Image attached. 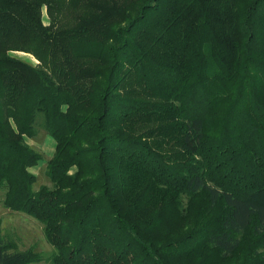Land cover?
<instances>
[{
  "label": "trees",
  "instance_id": "16d2710c",
  "mask_svg": "<svg viewBox=\"0 0 264 264\" xmlns=\"http://www.w3.org/2000/svg\"><path fill=\"white\" fill-rule=\"evenodd\" d=\"M0 191L52 264H264V0H0Z\"/></svg>",
  "mask_w": 264,
  "mask_h": 264
},
{
  "label": "rangeland",
  "instance_id": "374dc122",
  "mask_svg": "<svg viewBox=\"0 0 264 264\" xmlns=\"http://www.w3.org/2000/svg\"><path fill=\"white\" fill-rule=\"evenodd\" d=\"M45 20L48 22L46 14ZM14 55L31 64H37V61L30 55L24 53H15ZM41 118L37 124V136L26 139V142L35 151L40 153L43 158L37 167L31 169V172L37 176L35 190H38L43 185L52 187L53 184L47 177L46 170L47 163L52 159L56 150L55 141L42 127ZM4 196L5 192L0 191V224L2 234L7 239L14 241L19 251L33 250L43 255L44 261L33 264H52L49 259L55 253V250L45 238L44 225L24 213L7 209L3 205Z\"/></svg>",
  "mask_w": 264,
  "mask_h": 264
}]
</instances>
